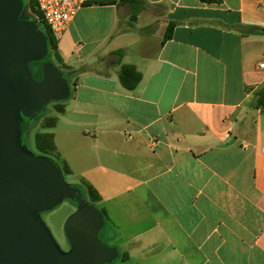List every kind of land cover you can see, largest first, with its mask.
Returning <instances> with one entry per match:
<instances>
[{"label":"crops","instance_id":"obj_1","mask_svg":"<svg viewBox=\"0 0 264 264\" xmlns=\"http://www.w3.org/2000/svg\"><path fill=\"white\" fill-rule=\"evenodd\" d=\"M82 1L48 133L97 192L104 245L135 264H264V0Z\"/></svg>","mask_w":264,"mask_h":264},{"label":"water","instance_id":"obj_2","mask_svg":"<svg viewBox=\"0 0 264 264\" xmlns=\"http://www.w3.org/2000/svg\"><path fill=\"white\" fill-rule=\"evenodd\" d=\"M27 8V0H0V264H111L119 254L99 243L105 221L94 206L68 220L67 254L54 249L31 215L52 208L62 196L79 205L85 201L81 189L64 184L55 165L16 150V112L31 119L45 104L70 97L68 82L51 63L42 65L38 82L26 72V63L48 53L38 22L23 16Z\"/></svg>","mask_w":264,"mask_h":264},{"label":"rangeland","instance_id":"obj_3","mask_svg":"<svg viewBox=\"0 0 264 264\" xmlns=\"http://www.w3.org/2000/svg\"><path fill=\"white\" fill-rule=\"evenodd\" d=\"M26 10L29 11V20H34L33 14L30 12L29 8H27ZM38 62H31L25 64L26 72L29 74V76L34 82H38L41 79V78L38 79L36 76L33 75V67H34L33 65ZM55 68L58 73H61L57 67ZM63 77H65V80L68 82L69 90L71 92L72 86L70 85L68 78L65 75ZM64 102L65 101L49 102L45 104L40 109L39 113L31 119L24 118L18 112L15 113V119L17 122V129L15 136L16 150L29 157L43 159L45 161L52 163L59 170L62 180L66 186L77 187L82 191V197L85 202L81 205L74 203L68 200L67 198H65L64 196H62L55 204V206H53L52 208L31 212L33 219L42 228V230L44 231L45 235L49 239L54 249L60 254H67L72 250V246L65 232V227L68 220L72 216H74L80 208L86 205L94 206L98 210V205L92 203L86 191V188L78 182L77 178L64 175L59 164L57 163L55 157L52 154L50 155L42 154L35 147V134L42 132L44 133L51 132V130L44 128L45 123L47 122V119L49 117L56 118L57 112L54 106L56 104H60ZM105 230H106V225L99 233V238H98L99 243L104 244L105 242L103 238ZM111 264H135V263L133 261L132 262L122 261L121 253H119L118 259L112 262Z\"/></svg>","mask_w":264,"mask_h":264},{"label":"trees","instance_id":"obj_4","mask_svg":"<svg viewBox=\"0 0 264 264\" xmlns=\"http://www.w3.org/2000/svg\"><path fill=\"white\" fill-rule=\"evenodd\" d=\"M206 1L210 2L212 0H206ZM108 4H113V2H108ZM27 5L31 13L35 15L36 19L34 20L38 21V27L43 32V34L45 35L47 39V49H48L47 56L40 62L35 63L33 65L34 66L33 75L36 76L38 79H40L42 77V70H41L42 65L47 62L57 67L58 70L68 78L66 71H64V67H62L61 65V59L58 54L57 41L52 36L46 24L42 21L41 19L42 16L38 9L36 0H27ZM135 14H136V11H133L131 15V20L135 18ZM253 31L256 32L257 34L264 35V28L254 27ZM171 32H172V25H168L163 35L162 42H165L171 37ZM113 55L120 58L121 52L117 51L113 53ZM118 78H119V82L121 86L124 89L130 91V90L135 89V87L141 81V74L136 70V68L133 65L124 64L120 66V69L118 72ZM253 107L256 109H260L264 113V85L256 91L254 95ZM54 108L57 113H61L63 110L61 103L56 104ZM54 125H55V118L49 117L47 119V122L45 123L44 128L52 129ZM35 147L42 154H46V155L52 154L55 157L64 175L70 174V170L67 164L61 160V158L56 152V148L54 145V138H53L52 133H48V132L47 133H44V132L36 133L35 134ZM85 188H86V191L92 203L96 202V200H98L99 198L97 192L91 186L87 185Z\"/></svg>","mask_w":264,"mask_h":264},{"label":"built area","instance_id":"obj_5","mask_svg":"<svg viewBox=\"0 0 264 264\" xmlns=\"http://www.w3.org/2000/svg\"><path fill=\"white\" fill-rule=\"evenodd\" d=\"M41 19L50 30L52 36L58 41L68 29L77 11L83 4L82 0H36ZM36 19V17H35ZM37 21V20H36ZM38 22V21H37ZM264 68V64L259 66ZM156 144L157 140L152 139Z\"/></svg>","mask_w":264,"mask_h":264},{"label":"bare ground","instance_id":"obj_6","mask_svg":"<svg viewBox=\"0 0 264 264\" xmlns=\"http://www.w3.org/2000/svg\"><path fill=\"white\" fill-rule=\"evenodd\" d=\"M23 16L29 18V11L26 10V11L23 13Z\"/></svg>","mask_w":264,"mask_h":264}]
</instances>
